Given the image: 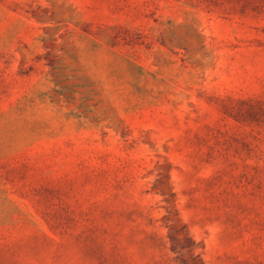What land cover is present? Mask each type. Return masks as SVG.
<instances>
[{
    "label": "rangeland",
    "instance_id": "obj_1",
    "mask_svg": "<svg viewBox=\"0 0 264 264\" xmlns=\"http://www.w3.org/2000/svg\"><path fill=\"white\" fill-rule=\"evenodd\" d=\"M0 264H264V0H0Z\"/></svg>",
    "mask_w": 264,
    "mask_h": 264
}]
</instances>
